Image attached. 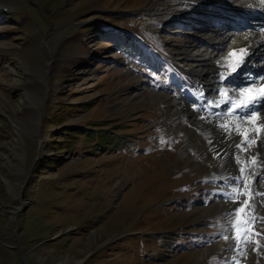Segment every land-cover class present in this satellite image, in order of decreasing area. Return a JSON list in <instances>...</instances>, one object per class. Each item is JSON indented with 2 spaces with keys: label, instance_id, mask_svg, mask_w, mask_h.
<instances>
[{
  "label": "rangeland",
  "instance_id": "obj_1",
  "mask_svg": "<svg viewBox=\"0 0 264 264\" xmlns=\"http://www.w3.org/2000/svg\"><path fill=\"white\" fill-rule=\"evenodd\" d=\"M247 7L0 0V264H264V135L258 169L245 166L253 194L231 206L213 174L234 183L240 150L213 156L191 125L189 93L197 80L214 93L206 70L242 40L222 29ZM262 28L255 17L238 31L256 43ZM247 195L255 241L229 255L222 229Z\"/></svg>",
  "mask_w": 264,
  "mask_h": 264
},
{
  "label": "snow or ice",
  "instance_id": "obj_2",
  "mask_svg": "<svg viewBox=\"0 0 264 264\" xmlns=\"http://www.w3.org/2000/svg\"><path fill=\"white\" fill-rule=\"evenodd\" d=\"M264 32V29H262ZM247 39V37H245ZM235 43V41H233ZM251 45L246 47L233 48L227 51V55L216 61L218 68L223 69L226 68L225 71H217L216 73V85L214 87V91L217 94L216 105L219 107L227 103V108L225 109V115H233L239 123L236 125L237 133H240V126L253 124L260 119L259 113L264 111V84H260L261 81H264V73H253L252 71L247 70L249 65H253V62L250 60V56L252 53L249 51ZM240 78L243 82L237 87L235 81L237 78ZM257 84H260V87H256ZM231 90V96H229V91ZM201 98H203V90H201ZM212 107L211 101L207 102V108L210 109ZM193 108L195 110L196 104H193ZM211 115H216L219 117L218 113H210ZM201 119L204 117L201 116ZM218 127L224 128L228 130V125H218ZM254 132L259 133L260 131H264V124H260L259 128H253ZM246 139V133L242 134ZM230 138V137H229ZM258 137L253 138L251 140H247V147H242L245 143V139H241L236 145L235 148L239 149L241 152H247L254 144H256V140ZM163 142V140L161 141ZM234 159L237 163H241V157L239 155H235ZM253 159L254 162V158ZM245 169L243 167L238 169L240 174L232 177L235 186L231 187L230 192H222L218 191L217 195H222L225 198L232 199L233 202L237 199L238 195L241 194L238 192V189L245 183L247 177L243 175ZM214 179H221L222 177H216L213 174ZM264 179V178H261ZM256 195H260V193H256ZM241 203H246V201H242ZM243 211V208L238 206L233 209L229 214L230 219L228 222V228L226 231H231L232 239L234 241L231 250L233 252H237L240 256H246V251L240 250L241 243L247 244L248 237L245 235L244 240L241 241L239 238V233L241 228L244 227L246 222H242L239 216V212ZM256 217L253 216L252 220H255ZM222 239L228 240L229 235L223 234ZM259 247V245H257ZM228 264H239V261L236 260V257L233 256L228 261Z\"/></svg>",
  "mask_w": 264,
  "mask_h": 264
},
{
  "label": "bare ground",
  "instance_id": "obj_3",
  "mask_svg": "<svg viewBox=\"0 0 264 264\" xmlns=\"http://www.w3.org/2000/svg\"><path fill=\"white\" fill-rule=\"evenodd\" d=\"M240 1V0H239ZM259 1H261V0H259ZM264 2V1H263ZM257 3V2H256ZM188 7H190V6H188ZM188 7H186V8H188ZM259 15L260 14H263L264 13V11H262V10H260V11H258L257 12ZM253 21V20H252ZM247 24V23H246ZM242 27V26H241ZM252 30V29H251ZM246 31V30H245ZM244 31V32H245ZM251 32V31H250ZM241 33V32H240ZM231 35V34H230ZM245 35H246V33H242L240 36H243V40L244 41H246L245 40ZM238 37V36H237ZM235 39V38H234ZM234 39H232V40H234ZM238 40H241V38H238ZM252 41L253 40H249V41H246V43L245 44H248V45H251V46H255V48L256 49H253L252 51H251V53H252V55H251V57H250V60L254 63V65H255V67L254 68H256V70H258V72H257V74H259V73H262L263 72V70H264V59L263 58H261L260 57V53H261V51H260V49H258L259 47H258V45H256L255 43H252ZM249 42V43H248ZM252 43V44H251ZM234 44V43H233ZM230 47H232V45L230 46ZM226 50H228V49H226ZM258 50H259V52H258ZM259 53V54H258ZM227 54V53H226ZM226 54H219L220 55V58H222L223 56H225ZM255 55H257V58H255ZM217 66V64H214L213 63V65H211L206 71L207 72H210L209 73V76H211V77H213L214 75H215V71L213 70V68H215ZM250 66V65H249ZM251 68V67H250ZM255 70V69H254ZM225 72H227V70L225 71ZM253 72V71H252ZM264 73V72H263ZM239 80H241V79H239ZM260 84H264V81H261L260 82ZM260 84H257L256 85V87L258 88L259 86H260ZM239 87V86H238ZM196 88V87H195ZM210 89V88H209ZM213 89V88H212ZM201 90H203V97H204V95H206V88L205 87H201ZM201 90H200V93H201ZM193 95L195 96V92H193ZM231 95V90L229 91V96ZM200 96V98H196V99H194V100H197V101H201V102H205L206 100H204L205 98H201V95H199ZM213 97H217V95H214ZM200 102V103H201ZM187 103V102H186ZM190 105V104H189ZM186 106V105H185ZM199 111H200V109H199ZM198 111V112H199ZM202 111V110H201ZM198 112H194V118H195V122H196V124H193V122H191V121H189V122H191V125H193V126H197L198 127V130L200 131V134H201V136H202V138H203V140H204V142H206V143H210L211 145L209 146V148H208V151L210 150L211 151V154H213V156H217V158H220V157H222V155H223V152L221 151V150H219V148H223V146L224 145H228V144H230L231 146H232V148L233 149H236L235 148V145L241 140V139H245V137L242 135L243 133H246L247 135H246V139L247 140H251V139H253V138H256V137H260L261 135H264V131H260L259 133H257V132H254L253 131V128H256L253 124H247V125H241L240 126V133H237V131H236V125H237V123H239V121H235L234 123H233V125H232V128H231V130H225L224 128H221V127H218V125H223V123H222V117L221 116H219V117H208L207 119L208 120H210V124L209 125H207L206 126V132L201 128V122L202 121H204V120H207V119H201L199 116L200 115H197L198 114ZM203 112V111H202ZM204 113V112H203ZM259 116H260V119L256 122V124L257 125H260V124H264V111H262V112H260L259 113ZM202 120V121H201ZM198 123H201L200 125L198 124ZM249 128V129H248ZM197 129V128H196ZM195 130V129H194ZM230 137V138H229ZM221 141H224V142H221ZM257 141H258V138H257V140H256V144H254L247 152H241V151H239L238 153H236V152H234V151H232V149L229 151V154H232L233 155V158H234V156L235 155H239L240 157H241V163H237L236 161H235V159H233L231 162L233 163L234 161L236 162V164L235 165H237V164H239V166H240V168L241 167H245V166H250L251 168V171H256L258 168H255V166L257 165V160H259L257 157H258V155L260 154V152H258L257 150L259 149V144L257 143ZM213 144V145H212ZM221 147H220V146ZM242 147H247V142H245L244 143V145L242 146ZM239 150V149H238ZM233 152V153H232ZM253 152H256V155H254L253 157H252V153ZM214 158V157H213ZM251 158H254V162H253V159H251ZM260 161V160H259ZM244 163V165H242ZM234 165V166H235ZM233 166V167H234ZM238 166V165H237ZM238 166V167H239ZM253 167V168H252ZM237 168V167H236ZM233 169V168H232ZM235 169V168H234ZM233 169V170H234ZM250 169H248V170H250ZM236 170V169H235ZM227 173H229V172H225L223 175H225V174H227ZM217 176H219V175H217ZM220 176H222V175H220ZM250 181H252V178H249V179H246V181H245V186L246 187H249V185H250ZM253 185H254V183H253ZM225 186V185H224ZM255 187V186H254ZM221 188H222V186H221ZM215 190H217V189H215ZM251 197V196H250ZM247 200H250V202H251V204L255 201V200H252L251 198H249V196H247V198H246ZM238 202V200L236 199V201L235 202H230V201H228V202H222V204H230L231 206L234 204V203H237ZM224 233L226 232V231H223ZM225 234H228V235H230L231 233H225ZM225 243H228V244H231V246H233V240L229 237V239L228 240H226L225 241ZM223 248L224 247H222L221 248V250L223 251ZM231 253H233V254H238L237 252H233L231 249H230V251H229V255L231 254ZM243 257H245V256H243ZM242 264H247V263H245L244 261L242 262Z\"/></svg>",
  "mask_w": 264,
  "mask_h": 264
},
{
  "label": "crops",
  "instance_id": "obj_4",
  "mask_svg": "<svg viewBox=\"0 0 264 264\" xmlns=\"http://www.w3.org/2000/svg\"><path fill=\"white\" fill-rule=\"evenodd\" d=\"M8 204V203H7ZM6 205V204H5ZM10 216H11V218H13V219H17V217L14 215V214H11L9 211L7 212ZM223 231H226V229L225 228H223L222 229ZM17 245V241H16V244H15V246Z\"/></svg>",
  "mask_w": 264,
  "mask_h": 264
},
{
  "label": "water",
  "instance_id": "obj_5",
  "mask_svg": "<svg viewBox=\"0 0 264 264\" xmlns=\"http://www.w3.org/2000/svg\"><path fill=\"white\" fill-rule=\"evenodd\" d=\"M215 69H216V67H215ZM19 211H20V208L16 207L12 213H13L15 216H17Z\"/></svg>",
  "mask_w": 264,
  "mask_h": 264
},
{
  "label": "flooded vegetation",
  "instance_id": "obj_6",
  "mask_svg": "<svg viewBox=\"0 0 264 264\" xmlns=\"http://www.w3.org/2000/svg\"><path fill=\"white\" fill-rule=\"evenodd\" d=\"M244 186H245V185H244ZM245 187H246V186H245ZM247 188H248V187H247ZM234 204H236V203H234ZM234 204H233V205H234ZM233 207H234V206H233Z\"/></svg>",
  "mask_w": 264,
  "mask_h": 264
}]
</instances>
